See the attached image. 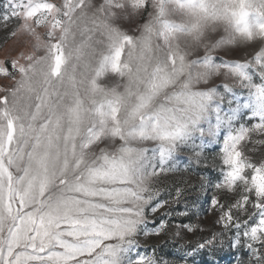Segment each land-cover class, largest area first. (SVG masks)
<instances>
[{
	"label": "snow or ice",
	"instance_id": "1",
	"mask_svg": "<svg viewBox=\"0 0 264 264\" xmlns=\"http://www.w3.org/2000/svg\"><path fill=\"white\" fill-rule=\"evenodd\" d=\"M10 40L0 264H196L225 244L264 264V0H6ZM205 142L220 176L190 187L212 190L210 229L166 183Z\"/></svg>",
	"mask_w": 264,
	"mask_h": 264
},
{
	"label": "rangeland",
	"instance_id": "2",
	"mask_svg": "<svg viewBox=\"0 0 264 264\" xmlns=\"http://www.w3.org/2000/svg\"><path fill=\"white\" fill-rule=\"evenodd\" d=\"M6 3V0H0V11L3 10V5ZM16 21L13 20V24H15ZM222 34V30L221 33ZM216 38H219L217 35ZM19 41H23L27 39L25 35H21L17 38ZM13 42L10 40L9 44L6 46L5 49H0V58H3L4 52L7 49H10L13 47ZM234 47V46H230ZM242 55V53H241ZM224 59H227L228 57H223ZM238 58V57H233ZM9 81H7L5 78L0 77V85L6 84ZM104 82V81H102ZM221 134V139H222ZM199 143V141H197ZM221 144L219 143H207L203 145V149H196V151H201V157L199 161L194 157L193 151L190 148L183 149L178 155H177V162L180 171L172 174L166 181L168 184L169 189L173 188L176 184H179L181 181H186L189 186L188 191V204L190 206V214L195 213L193 216V219L196 220V218H199V222L203 223V226L205 228H212L213 227V218L211 216V213L207 212V209L209 207L207 200L212 195V190H207L206 192H202L199 195V198L197 199L194 192L191 189V185H195L197 188L199 187V177L205 176L210 179H212L214 182L219 178L220 173L218 170L219 165L221 164V160L218 157V153L221 148ZM261 147V146H258ZM190 165V167H188ZM186 169V170H185ZM167 198V196H165ZM194 204V206H192ZM172 217L170 219H173L174 222L179 223L183 218L178 217L176 215L177 212L185 211V205L181 203L180 205H172ZM185 223H187V220H184ZM175 231V229H173ZM189 240H193L195 238L189 236ZM154 242V241H153ZM165 252L168 253H175L176 249L172 246L171 243H169L165 248ZM249 257V252L247 249H241L239 252L236 251L235 248H230L225 244L222 250H218L214 253H208L205 252L199 256L196 257V264H238V259H243L244 261H247Z\"/></svg>",
	"mask_w": 264,
	"mask_h": 264
}]
</instances>
